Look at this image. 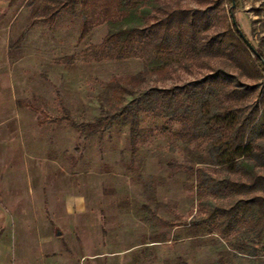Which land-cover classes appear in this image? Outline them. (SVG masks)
Listing matches in <instances>:
<instances>
[{
	"label": "rangeland",
	"instance_id": "obj_1",
	"mask_svg": "<svg viewBox=\"0 0 264 264\" xmlns=\"http://www.w3.org/2000/svg\"><path fill=\"white\" fill-rule=\"evenodd\" d=\"M61 1L0 0V264H264L249 216L223 234L193 224L214 205L264 195L262 185L228 182L246 181L252 168L264 176L260 149L229 159L220 144L230 126L202 119L222 106L264 109V75L231 60L220 36L227 3L145 0L108 18L95 8L79 40V3L48 19ZM173 8L206 10L208 27L173 30L182 41L149 63L112 56L107 34L144 29ZM234 18L264 52V0H239ZM131 91L153 96L130 104ZM253 143L264 147V134Z\"/></svg>",
	"mask_w": 264,
	"mask_h": 264
},
{
	"label": "trees",
	"instance_id": "obj_2",
	"mask_svg": "<svg viewBox=\"0 0 264 264\" xmlns=\"http://www.w3.org/2000/svg\"><path fill=\"white\" fill-rule=\"evenodd\" d=\"M144 1L145 0H64L58 4L48 19L53 21L61 8L79 3L82 15V28L79 35V40H81L88 32L87 13L89 10L99 8L104 18H108L112 15V8L114 7V10L128 9L133 11ZM201 1L216 4V0ZM224 1L227 3L229 23L225 33L220 36L224 35L230 45V50L227 53L228 57L243 68L253 69L256 76L260 77V74L264 75V52L261 49H256L258 55H255L247 47L240 36L242 30L239 28L234 18V11L239 0ZM205 11L206 10L200 11L191 8L169 9L164 12L162 17L158 18L157 21L149 24L144 29L134 25H128L110 32L105 37L104 43H115V51L112 53L114 58H128L139 55L142 57L145 56L144 59L149 63L150 60L158 58L161 52L167 50L171 46L174 38L182 41V37L178 35L181 33L178 32L173 36L175 33L173 30L186 29L185 35H189L191 33H196L198 28L203 30L206 29L209 23ZM150 35L153 36L149 38ZM154 38L155 40L157 38V41L154 42L153 45L150 43V48L145 46L149 43L148 40H154ZM139 51H142V53H138ZM144 51H148L149 53L145 54ZM253 88L254 87L251 89L253 90ZM208 89L209 86L206 87L205 91ZM169 91H171V89H164L157 91V93L163 94ZM152 92L153 91H131L130 95L133 99L130 101V104H133L136 100L151 98L150 96H153L151 95ZM172 109L173 96L170 95L167 99L166 110L169 112ZM126 111L127 108L123 106L120 112L99 116L95 118L92 123H109ZM201 113L203 116L202 119L204 118L206 123L212 120L215 121V124L221 122L224 123V125L230 126L227 129L228 134L220 144V146L224 147V154L227 155L226 157L229 159L243 158L249 154L254 157L255 154L253 150L255 148L260 149V154L264 155V147L253 143L258 133L264 134V109L259 110V106L256 102H250L247 105L238 107L222 106L213 112L202 111ZM61 118L69 119L70 117L66 114ZM136 125L135 119H132L130 123V132L132 134L135 133ZM212 150L220 154L218 147H213ZM256 157L257 156H255V158ZM197 172L201 175H205L204 171L201 169H197ZM249 172L250 175L246 181L228 182L236 189L246 188L254 190L262 185L260 191L264 192V176L259 175L254 168L250 169ZM246 215L249 216L246 228L254 234V238L257 242H260L264 238V195L262 194H251L248 198L237 199L227 207L223 205H214L205 216L194 220L193 224H216L219 227V232L223 234L236 227L240 216L242 218ZM168 225L173 226V223H169Z\"/></svg>",
	"mask_w": 264,
	"mask_h": 264
},
{
	"label": "water",
	"instance_id": "obj_3",
	"mask_svg": "<svg viewBox=\"0 0 264 264\" xmlns=\"http://www.w3.org/2000/svg\"><path fill=\"white\" fill-rule=\"evenodd\" d=\"M234 21V18H233ZM239 29V28H237ZM240 36L242 38V40L244 41V43L247 45V47L255 54L258 55L256 49L249 43L248 39L244 36V34L242 32H240Z\"/></svg>",
	"mask_w": 264,
	"mask_h": 264
}]
</instances>
